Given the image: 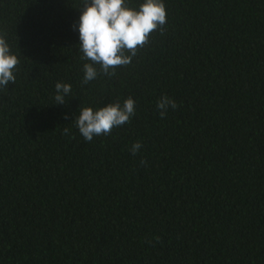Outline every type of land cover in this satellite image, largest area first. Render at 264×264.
I'll return each mask as SVG.
<instances>
[{"label": "trees", "instance_id": "obj_1", "mask_svg": "<svg viewBox=\"0 0 264 264\" xmlns=\"http://www.w3.org/2000/svg\"><path fill=\"white\" fill-rule=\"evenodd\" d=\"M163 2L132 62L84 84L83 0H0L20 61L0 90V264H264V0ZM129 97L130 122L84 140L81 108Z\"/></svg>", "mask_w": 264, "mask_h": 264}, {"label": "clouds", "instance_id": "obj_2", "mask_svg": "<svg viewBox=\"0 0 264 264\" xmlns=\"http://www.w3.org/2000/svg\"><path fill=\"white\" fill-rule=\"evenodd\" d=\"M82 14L79 18V51L82 59L90 61L83 65L87 84L103 74L111 77L115 69L132 62L138 50L149 42L150 34L167 22V11L163 0H144L138 9L130 7L126 0H83ZM6 34L0 33V90L15 83L14 72L18 70L19 58L11 52ZM99 66L97 68L96 66ZM56 104H65V97L71 93V85L57 82L55 85ZM135 100L127 98L123 105L109 103L93 110L92 107L80 109L75 117L76 126L84 140L91 142L94 136L109 135L113 128L130 122L135 114ZM161 118L167 115L169 107L176 110L179 105L167 95L161 96L156 104ZM67 118V117H65ZM63 133L69 134L64 128ZM142 147L140 141L131 146L136 155ZM146 164V161H141Z\"/></svg>", "mask_w": 264, "mask_h": 264}]
</instances>
